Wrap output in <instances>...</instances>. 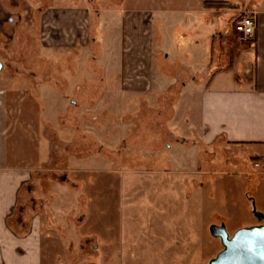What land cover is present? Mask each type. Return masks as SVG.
I'll return each instance as SVG.
<instances>
[{
  "label": "rangeland",
  "instance_id": "1",
  "mask_svg": "<svg viewBox=\"0 0 264 264\" xmlns=\"http://www.w3.org/2000/svg\"><path fill=\"white\" fill-rule=\"evenodd\" d=\"M52 3L0 0V95L29 109L31 117L23 123L44 140V159L14 218L39 215L47 262L211 264L224 248L213 225L227 230L263 225L255 212L249 219L221 210L240 204L246 214L249 200L237 198L227 178L214 170L226 162L215 147L187 151L180 160L169 157L173 143L177 148L197 139L189 137L188 126L172 125L173 97L162 95L155 104L148 94L118 93L117 80H105L94 58L101 47L60 51L52 36L45 39L42 11ZM44 102L51 115L48 107L45 115L35 113ZM186 161L190 171L180 164ZM240 180L245 188L246 180Z\"/></svg>",
  "mask_w": 264,
  "mask_h": 264
},
{
  "label": "crops",
  "instance_id": "2",
  "mask_svg": "<svg viewBox=\"0 0 264 264\" xmlns=\"http://www.w3.org/2000/svg\"><path fill=\"white\" fill-rule=\"evenodd\" d=\"M99 1L53 0L42 11L45 39L52 36L60 51L101 47L94 58L105 80H117L118 93L148 94L155 104L162 95L173 97L172 125L188 126L189 137L197 139L177 148L173 143L169 157L180 160L187 151L215 147L226 162L214 170L227 178L237 198L249 200L246 214L240 204L221 210L251 219V198L256 212L264 213V168L254 166L264 161V0ZM220 1L225 4L207 3ZM245 13L256 21L253 40H242L234 29ZM8 96L0 95V264H50L39 215L14 218L22 192L31 190L33 170L44 159V140L23 123L31 117L29 109ZM44 105L34 112L45 115ZM62 109L63 104L54 108L55 120ZM186 162L182 168L192 166Z\"/></svg>",
  "mask_w": 264,
  "mask_h": 264
},
{
  "label": "water",
  "instance_id": "3",
  "mask_svg": "<svg viewBox=\"0 0 264 264\" xmlns=\"http://www.w3.org/2000/svg\"><path fill=\"white\" fill-rule=\"evenodd\" d=\"M3 63L0 61V72ZM255 214L264 219V214ZM211 232L224 248L211 264H264V224L241 228L230 236L225 225H213Z\"/></svg>",
  "mask_w": 264,
  "mask_h": 264
},
{
  "label": "built area",
  "instance_id": "4",
  "mask_svg": "<svg viewBox=\"0 0 264 264\" xmlns=\"http://www.w3.org/2000/svg\"><path fill=\"white\" fill-rule=\"evenodd\" d=\"M234 29L242 40H253L256 35V21L253 14L245 13L234 23ZM254 166L264 168V161H255Z\"/></svg>",
  "mask_w": 264,
  "mask_h": 264
},
{
  "label": "trees",
  "instance_id": "5",
  "mask_svg": "<svg viewBox=\"0 0 264 264\" xmlns=\"http://www.w3.org/2000/svg\"><path fill=\"white\" fill-rule=\"evenodd\" d=\"M207 3H209V4H215V5H217V6H220V5L225 4L224 1H220V2H207ZM254 159H255V160H258L259 158H254Z\"/></svg>",
  "mask_w": 264,
  "mask_h": 264
},
{
  "label": "flooded vegetation",
  "instance_id": "6",
  "mask_svg": "<svg viewBox=\"0 0 264 264\" xmlns=\"http://www.w3.org/2000/svg\"><path fill=\"white\" fill-rule=\"evenodd\" d=\"M10 21H12V18H10Z\"/></svg>",
  "mask_w": 264,
  "mask_h": 264
}]
</instances>
